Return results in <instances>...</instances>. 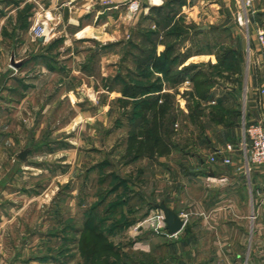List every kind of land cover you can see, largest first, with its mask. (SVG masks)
I'll use <instances>...</instances> for the list:
<instances>
[{
    "label": "crops",
    "instance_id": "crops-1",
    "mask_svg": "<svg viewBox=\"0 0 264 264\" xmlns=\"http://www.w3.org/2000/svg\"><path fill=\"white\" fill-rule=\"evenodd\" d=\"M133 1L0 0V234L3 231L7 234L19 215L18 172L27 161L21 160L20 155L28 152L27 141L35 132L19 125L31 126L35 119L40 122L43 115L63 107L66 101L73 102L80 109L81 118L84 115L89 120L91 112H83L82 105L86 103L91 109L98 106L89 95L79 94L83 87L89 93L105 92L106 103L102 106L110 114L117 100H131L124 96L126 86L133 85L127 77L142 78L147 72L145 68H135L133 59L143 53L136 57L130 50L132 42L137 40L141 47L151 46L147 36L153 32L151 39L161 55L170 38L169 29L180 23L181 16L184 18L181 24L187 27L193 26L196 15L206 16L212 8L217 12L229 11L227 0H138L141 8L134 12ZM36 5L45 9L43 13ZM27 8L30 10L23 26L20 14ZM259 12H264V8ZM46 14L54 19L50 23L55 27L48 42L32 34L38 20ZM253 29V41L257 43L256 27ZM174 42L170 40L179 46L183 40ZM91 44L105 48H92ZM254 53L263 60L264 52L259 48ZM93 58H99L100 66L95 74H89L85 65ZM173 58L178 59L177 71L218 61L216 54L195 53L189 48L176 51ZM98 75L106 80V90L97 86ZM154 75L160 79L163 76ZM262 88L264 70L253 68L247 83L245 118L239 121L232 109L223 112L216 123L219 126L214 131L208 130L206 136L197 137L189 150L174 145L172 155L176 161L169 166L162 158H156L153 165L144 161L145 171L154 172L152 181L146 178L152 194L143 199L144 206L138 211H144L146 217L147 207L157 212L161 211L158 206L164 204L178 211L185 222L180 233H165L170 242V264H264V165L248 164L245 151L239 147L244 139V126L264 117ZM166 89L164 86L160 94L168 92ZM230 102L224 101L223 106ZM179 103L187 111L186 100ZM24 132L30 134L26 143H22ZM114 133L113 128L107 135ZM5 144L10 145L9 150L4 148ZM229 145L236 147L228 150ZM211 158L218 162L212 163ZM223 159L231 163L225 164ZM26 200L33 202L35 198L27 194ZM21 251L22 248L17 250ZM5 253L0 245V260ZM13 258L15 264L56 262L55 259L43 262L34 256L26 258L16 252Z\"/></svg>",
    "mask_w": 264,
    "mask_h": 264
},
{
    "label": "rangeland",
    "instance_id": "rangeland-1",
    "mask_svg": "<svg viewBox=\"0 0 264 264\" xmlns=\"http://www.w3.org/2000/svg\"><path fill=\"white\" fill-rule=\"evenodd\" d=\"M227 2L229 11L217 12L212 8L206 16L199 13L193 26H183L181 16L180 23L169 29L172 35L164 46L167 49L170 40L182 39L183 43L179 42L175 52L189 48L195 53L216 54L217 58L221 55L228 58L231 54L232 59L197 65L196 70L202 75L195 83L191 79L175 83L177 67L169 79L162 77L160 81L156 75L148 73L142 78L127 77L133 84L162 83L163 88L167 87L168 92L160 96L163 113L156 107L152 112L141 111L138 119L133 115L138 110L137 102L119 99L108 114V108L102 106L106 103L105 92L89 93L88 88L83 87L79 94L89 95L98 106L91 109L83 102L81 110L91 112L89 120L84 115L81 118L80 109L75 108L73 102L66 101L63 107L43 115L40 122L35 119L31 126L19 125L35 132L33 135L23 133L22 143H26L27 134L30 135L25 168L18 172L19 206L24 209L19 210L12 228L7 224L9 232L0 234V245L7 255L2 256V261L15 264L16 252L26 258L38 257L43 262L56 260L50 264H170L164 213L147 207L145 217L144 211H138L144 206L143 199H149L152 194L146 178L152 181L154 176L152 170L145 171L142 165L144 161L153 165L156 158H162L169 166L176 161L172 155L174 145L189 150L197 137H204L208 130L214 131L219 126L216 123L223 112L232 109L239 121L245 118L249 73L253 68L264 70V58L257 59L254 55L259 43L253 41V27L264 32V12H259L264 8V0H254L252 11L255 13L250 14V28L245 25L247 13L243 0ZM36 7L41 9L39 5ZM43 9L40 12L43 13ZM29 10L20 14L23 26ZM54 28L51 23L52 33ZM91 47L105 48L98 44ZM151 48L149 45L141 47L137 40L130 46L136 57L140 49ZM99 63V58L86 61V72L95 74ZM133 63L138 67L137 58ZM97 80V86L106 90V80L99 75ZM203 93L210 99H203ZM182 100H186L187 111L179 103ZM222 101L233 102L223 106ZM113 128L114 135L108 137L107 132ZM133 135L138 138L130 147ZM156 136H161L163 141L151 146ZM148 137H152V141ZM140 140L151 144L144 148L147 157L134 160ZM5 146L9 150L10 145ZM129 147L132 148L130 154ZM158 150L162 151L161 156ZM27 194L35 200H26ZM26 247L36 249L27 252ZM21 248L23 251L17 252Z\"/></svg>",
    "mask_w": 264,
    "mask_h": 264
},
{
    "label": "trees",
    "instance_id": "trees-1",
    "mask_svg": "<svg viewBox=\"0 0 264 264\" xmlns=\"http://www.w3.org/2000/svg\"><path fill=\"white\" fill-rule=\"evenodd\" d=\"M167 14H169V13H167ZM152 35H154L153 32H151V34H149V36H147V38L150 40L151 47H153V48L142 49V50L140 49V53H143V55H140L138 57V61H139L138 67L139 68H145L147 70L146 73H148L149 76L154 75V73H159V74L163 75L162 77L169 79L171 77V75L174 73L173 70L176 67L177 61H178V59L173 58V54L175 53L176 44L173 43V44L168 45L165 52L162 53L161 55H158L156 44L154 43V40L151 39ZM169 35H172V32H168V36ZM178 37H180V35ZM228 56H230V57L227 58V57H223L222 55L218 56L219 63L221 61H223L224 59H227V60L232 59L231 54H229ZM196 68H197V65H192V66L186 67L183 70L179 71L177 73L176 77H174L176 79V80H174V81H176L175 83H182V81L184 82L187 77H189L193 83L197 82V79L202 75V72L197 71ZM158 80L160 81L161 79L158 78ZM201 85L206 86L205 83H201ZM162 90H163L162 83H159V84L154 83L152 85H146V84H140V83L133 84V85H127L126 89L124 91V96L131 99V100H125V101L137 102L135 104V107L138 110L136 111V113L134 112L133 115L135 114V116H137L138 119L141 115V111H148V112L151 111L152 112L153 109L156 107H158L159 111L161 113H163L164 107L162 106V104H160L161 103L160 92ZM206 95H207V93L202 94L203 99L204 98L210 99V97H207ZM130 116H131V118H133L132 115H130ZM136 138H138L136 135H133L131 137L130 147L134 146V144L136 143L135 142ZM148 139H149V141H152V137L151 138L148 137ZM154 139L155 140L152 142V144L145 142V140L139 141V143H138L139 145H138V148L136 150L134 160H137V159L145 156L144 148H146V144L147 145L151 144V146L152 145L157 146V145L161 144V142L163 141L161 136H158V137L156 136ZM130 147H129L128 154L131 153L132 148H130ZM156 151H157V149H156ZM160 152H162V151L158 150V153H159L158 155L161 156V154H163V153H160ZM145 157H147V156H145ZM148 157H150V156H148ZM90 224L91 223L88 222V226H90Z\"/></svg>",
    "mask_w": 264,
    "mask_h": 264
},
{
    "label": "built area",
    "instance_id": "built-area-1",
    "mask_svg": "<svg viewBox=\"0 0 264 264\" xmlns=\"http://www.w3.org/2000/svg\"><path fill=\"white\" fill-rule=\"evenodd\" d=\"M253 2L254 0H243V6L246 10L245 25L250 28L252 26L250 14L254 15L253 12ZM140 8V4L137 0L131 4V10L136 12ZM253 12V13H252ZM53 21L50 14H46L44 19L38 20L35 27L32 30L33 36L38 38H43L44 42H48L51 39L52 31L50 29V22ZM257 43L261 53L264 52V32L259 28L257 29ZM260 95L264 96V88L260 90ZM244 139L240 143L239 147L242 148L247 157L248 164L251 162L253 165L263 166L264 165V117L256 123L244 126ZM236 146L229 145L228 150H234ZM212 163H217L216 158H211ZM225 164H230V160L223 159ZM262 204L264 205V196L262 199ZM0 264H9L0 260Z\"/></svg>",
    "mask_w": 264,
    "mask_h": 264
},
{
    "label": "water",
    "instance_id": "water-1",
    "mask_svg": "<svg viewBox=\"0 0 264 264\" xmlns=\"http://www.w3.org/2000/svg\"><path fill=\"white\" fill-rule=\"evenodd\" d=\"M40 40L43 41V38H41ZM26 155V152L22 153L20 155V159L24 160L26 158ZM158 209H160L165 215L166 230L169 234L176 235L183 230L185 222L181 218L178 211H173L166 207V205L164 204L159 205Z\"/></svg>",
    "mask_w": 264,
    "mask_h": 264
}]
</instances>
